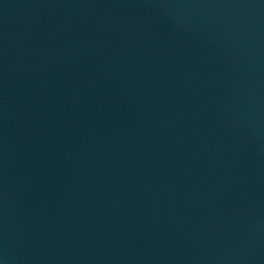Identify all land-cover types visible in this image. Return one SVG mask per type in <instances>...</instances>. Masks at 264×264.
Returning <instances> with one entry per match:
<instances>
[{"label":"water","instance_id":"water-1","mask_svg":"<svg viewBox=\"0 0 264 264\" xmlns=\"http://www.w3.org/2000/svg\"><path fill=\"white\" fill-rule=\"evenodd\" d=\"M0 264H264V0H0Z\"/></svg>","mask_w":264,"mask_h":264}]
</instances>
